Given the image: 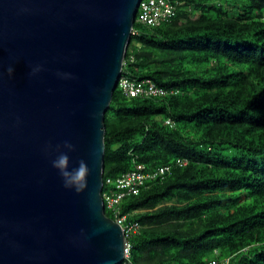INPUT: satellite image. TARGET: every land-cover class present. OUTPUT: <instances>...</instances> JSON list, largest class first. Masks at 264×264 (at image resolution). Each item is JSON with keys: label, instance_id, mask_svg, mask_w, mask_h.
Here are the masks:
<instances>
[{"label": "trees", "instance_id": "trees-1", "mask_svg": "<svg viewBox=\"0 0 264 264\" xmlns=\"http://www.w3.org/2000/svg\"><path fill=\"white\" fill-rule=\"evenodd\" d=\"M175 4L159 27L135 23L123 76L168 93L116 89L103 194L138 162L171 170L107 215L140 223L134 264H207L216 250L231 264H264V0Z\"/></svg>", "mask_w": 264, "mask_h": 264}, {"label": "water", "instance_id": "water-1", "mask_svg": "<svg viewBox=\"0 0 264 264\" xmlns=\"http://www.w3.org/2000/svg\"><path fill=\"white\" fill-rule=\"evenodd\" d=\"M141 1L0 0V264L122 263L103 197L106 115ZM60 152L69 171L89 167L82 191L53 167Z\"/></svg>", "mask_w": 264, "mask_h": 264}, {"label": "built area", "instance_id": "built-area-1", "mask_svg": "<svg viewBox=\"0 0 264 264\" xmlns=\"http://www.w3.org/2000/svg\"><path fill=\"white\" fill-rule=\"evenodd\" d=\"M175 15V0H142L138 9L137 21L149 27H159L170 21ZM136 33L138 32L134 29L133 34ZM118 86L128 97H160L168 93V90L159 87L151 79L137 80L128 76H122ZM185 164H187V160L181 158L176 162L178 166ZM170 170L171 166L167 165L158 168L154 172L147 173L145 166L138 162L134 170L124 173L115 180L111 178L107 179V184L114 183L117 190L103 194L106 209H116L117 205L126 196L138 195L146 187L147 181L156 179L159 175L164 179L166 173L170 172ZM115 220L123 226L126 235L125 255L121 264H134L129 236L134 233H139L142 227L138 222L125 225L127 216H120ZM207 264H231V258L221 257V252L216 250L215 256Z\"/></svg>", "mask_w": 264, "mask_h": 264}, {"label": "clouds", "instance_id": "clouds-1", "mask_svg": "<svg viewBox=\"0 0 264 264\" xmlns=\"http://www.w3.org/2000/svg\"><path fill=\"white\" fill-rule=\"evenodd\" d=\"M9 71H11V69H9ZM63 147L68 149L69 151H75L74 145H72L71 143L65 142ZM68 164L69 156L66 152H60L56 159L52 161L53 167L60 171V174L64 179L65 187L68 188L75 186L76 191L80 192L87 187L86 178L89 174V167L84 160H80L78 167L69 171Z\"/></svg>", "mask_w": 264, "mask_h": 264}]
</instances>
